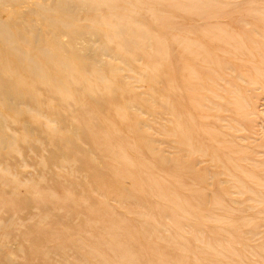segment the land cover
Segmentation results:
<instances>
[{
  "label": "rangeland",
  "instance_id": "rangeland-1",
  "mask_svg": "<svg viewBox=\"0 0 264 264\" xmlns=\"http://www.w3.org/2000/svg\"><path fill=\"white\" fill-rule=\"evenodd\" d=\"M0 264H264V0H0Z\"/></svg>",
  "mask_w": 264,
  "mask_h": 264
},
{
  "label": "bare ground",
  "instance_id": "bare-ground-1",
  "mask_svg": "<svg viewBox=\"0 0 264 264\" xmlns=\"http://www.w3.org/2000/svg\"><path fill=\"white\" fill-rule=\"evenodd\" d=\"M109 93H110V92H109ZM109 93H108V94H109ZM115 114H116V113H115ZM119 131H120V130H119ZM181 146H182V145H181ZM135 148H136V147H135Z\"/></svg>",
  "mask_w": 264,
  "mask_h": 264
}]
</instances>
